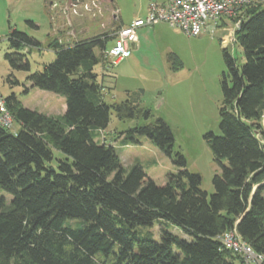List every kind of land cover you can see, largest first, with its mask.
<instances>
[{
	"label": "trees",
	"instance_id": "obj_1",
	"mask_svg": "<svg viewBox=\"0 0 264 264\" xmlns=\"http://www.w3.org/2000/svg\"><path fill=\"white\" fill-rule=\"evenodd\" d=\"M234 20L245 62L224 49L221 134L205 136L221 168L212 195L174 152L162 118L130 130L123 142L146 136L173 160L179 171L165 185L140 165L125 168L116 149L99 141L112 109L120 120L151 117L136 101L104 100L95 68L108 69L103 52L112 37L49 42L55 61L27 79L65 97L67 109L54 117L26 108L14 94L5 98L19 129L0 125V264H241L219 241L234 228L264 256V5L254 3ZM9 29L5 60L15 71H30L24 50L41 44ZM156 223L178 227L188 240L163 226L160 242L142 235Z\"/></svg>",
	"mask_w": 264,
	"mask_h": 264
},
{
	"label": "rangeland",
	"instance_id": "obj_2",
	"mask_svg": "<svg viewBox=\"0 0 264 264\" xmlns=\"http://www.w3.org/2000/svg\"><path fill=\"white\" fill-rule=\"evenodd\" d=\"M147 1L0 0V94L4 98L14 94L31 110L62 115L65 112V97L32 88L27 79L55 61L56 52L49 47V42L59 40L62 45H73L102 35L113 38L121 27L119 18L125 23L129 22ZM254 2L264 5V0ZM238 21L227 23L230 34L225 38L222 29L192 37L179 28L161 23L157 33L149 34L142 48L133 50L131 56L121 63L110 65L108 69L101 64L95 68L100 77L103 71L108 73L103 81L104 100L108 104L131 100L151 112L149 119L140 116L120 120L112 109L108 128L100 132L99 141L116 149L125 168L140 165L148 177L160 186L169 181L171 174L178 173L173 160L146 136L138 135L136 143L123 142L130 130L155 125L159 118H163L172 129L174 152L185 157L189 171L202 177V191L209 195L215 192L213 178L221 173V168L215 162L205 136L209 133L221 134L222 81L228 73L224 49L241 64L245 62L243 50L235 36ZM10 25L41 44V48L24 50L30 71H15L5 60V54L9 52L7 36ZM113 44L112 39L107 49ZM97 55L101 56V52L97 51ZM174 64L179 67L169 69L168 66L175 67ZM60 101L64 104L63 109L59 107ZM18 129L19 125L14 123L12 131ZM55 157L63 158L59 152H55ZM7 198L11 199V196L7 195ZM162 226L156 223L151 228H141V233L160 242ZM163 227L175 236L188 240L178 227Z\"/></svg>",
	"mask_w": 264,
	"mask_h": 264
},
{
	"label": "built area",
	"instance_id": "obj_3",
	"mask_svg": "<svg viewBox=\"0 0 264 264\" xmlns=\"http://www.w3.org/2000/svg\"><path fill=\"white\" fill-rule=\"evenodd\" d=\"M255 0H170L166 5L151 4L145 17L136 18L130 25L122 26L113 37L114 44L103 52L108 67L118 65L130 56L137 47L138 33L142 28L165 23L196 37L207 31L214 32L222 22H230L242 14ZM240 20L236 23L238 28ZM14 118L8 110L5 98L0 94V125L13 129ZM225 249L239 257L241 264H264V256L254 251L238 233L232 229L219 236Z\"/></svg>",
	"mask_w": 264,
	"mask_h": 264
},
{
	"label": "crops",
	"instance_id": "obj_4",
	"mask_svg": "<svg viewBox=\"0 0 264 264\" xmlns=\"http://www.w3.org/2000/svg\"><path fill=\"white\" fill-rule=\"evenodd\" d=\"M110 1H112L113 2V0H110ZM170 0H149V1H147V2H145V4H144V6H141L140 8H139V11H138V13L137 14H135L134 16H132L131 18L132 19H130V21L129 22H127V23H125L123 20H122V18H119V20H118V23H119V25L122 27V26H127V25H130L131 23H132V21L133 20H135L136 18H140V17H145L147 14H148V12H149V9H150V6H151V4H153V3H156V4H159V5H166V4H168V2H169ZM227 23L228 22H222V24H221V26L218 28V29H222L224 32H225V35H224V38L225 37H227L229 34H230V32H228V29H229V27H228V25H227ZM161 24V23H160ZM160 24H157V25H155V26H153V27H148V28H142V29H140L139 30V33H138V43H137V47L134 49V51H137V50H140L141 48H142V46L145 44V42L147 41V39L149 38V34H152V33H157V31H158V29L160 28L159 27V25ZM228 28V29H227ZM230 30V29H229ZM133 53V52H132ZM131 56V55H130ZM129 57V56H128ZM122 62V61H121ZM120 62V63H121ZM169 67V69H171V70H173V67H172V65H170V66H168ZM95 72H97V71H95ZM98 73V72H97ZM107 74L108 73H106L105 71H103L102 73H101V77H99V81H100V84L104 87V85H103V81H105V76H107ZM106 84H108V83H106ZM59 104H60V109H63V107H64V104H63V102H59ZM164 104V103H163ZM66 109H67V106H65V112H66ZM39 112V111H38ZM64 112V113H65ZM40 113H44V112H40ZM63 113V114H64ZM44 114H46V113H44ZM62 114V115H63ZM47 115H49V116H54V117H59V116H62V115H59V116H57V115H53L52 113L51 114H47ZM163 119V118H162ZM164 120V119H163ZM165 121V120H164Z\"/></svg>",
	"mask_w": 264,
	"mask_h": 264
}]
</instances>
